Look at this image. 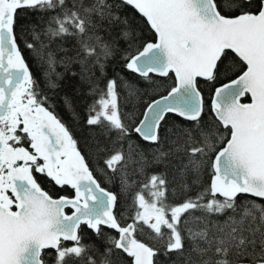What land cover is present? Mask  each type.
<instances>
[{"label": "snow or ice", "instance_id": "snow-or-ice-1", "mask_svg": "<svg viewBox=\"0 0 264 264\" xmlns=\"http://www.w3.org/2000/svg\"><path fill=\"white\" fill-rule=\"evenodd\" d=\"M0 264H264V0H0Z\"/></svg>", "mask_w": 264, "mask_h": 264}, {"label": "trees", "instance_id": "trees-1", "mask_svg": "<svg viewBox=\"0 0 264 264\" xmlns=\"http://www.w3.org/2000/svg\"><path fill=\"white\" fill-rule=\"evenodd\" d=\"M63 71L62 68L57 69ZM120 63L114 62L107 68V74L111 77L116 72H120ZM125 75V73H121ZM51 102L56 106V110L61 118L68 124L74 126L78 134L87 135L88 133L77 125L73 119V112L82 114L84 105L91 102V98L87 95V85L83 84L79 77H72L66 74L64 79L60 82V88L55 92L48 93ZM65 98L70 102V106L65 104Z\"/></svg>", "mask_w": 264, "mask_h": 264}]
</instances>
